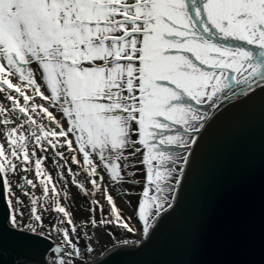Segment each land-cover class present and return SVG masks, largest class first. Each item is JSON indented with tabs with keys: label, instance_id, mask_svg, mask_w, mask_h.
I'll list each match as a JSON object with an SVG mask.
<instances>
[{
	"label": "snow or ice",
	"instance_id": "snow-or-ice-1",
	"mask_svg": "<svg viewBox=\"0 0 264 264\" xmlns=\"http://www.w3.org/2000/svg\"><path fill=\"white\" fill-rule=\"evenodd\" d=\"M229 80L246 86L240 95L264 86V0H0V95L9 102L0 103V193L18 243L27 245L30 236L49 242L46 251L55 255L47 264H89L82 248L94 249L80 243L73 214L60 200L70 196L65 168L84 195L102 191L108 206L105 215L104 203L91 199L79 228L140 232L123 245L148 240L173 208L211 119L192 102L212 109L235 99L224 92ZM50 109L62 114L66 128ZM176 125L183 130L168 134ZM65 148L79 171L69 166ZM49 149L59 158L53 163L63 189L43 167L48 157L37 156ZM18 172H34L42 188L37 197L31 191L37 183L21 177L15 187L27 205L11 179ZM81 172L91 189L78 179ZM139 174V227H133L103 182L107 176L136 185ZM46 212L56 214L55 223L46 224ZM83 238L91 239L86 231Z\"/></svg>",
	"mask_w": 264,
	"mask_h": 264
},
{
	"label": "water",
	"instance_id": "water-1",
	"mask_svg": "<svg viewBox=\"0 0 264 264\" xmlns=\"http://www.w3.org/2000/svg\"><path fill=\"white\" fill-rule=\"evenodd\" d=\"M238 89L211 109L154 234L112 244L89 264H264V86L248 95ZM6 212L0 193V264H47L49 242L30 236L19 244Z\"/></svg>",
	"mask_w": 264,
	"mask_h": 264
},
{
	"label": "rangeland",
	"instance_id": "rangeland-1",
	"mask_svg": "<svg viewBox=\"0 0 264 264\" xmlns=\"http://www.w3.org/2000/svg\"><path fill=\"white\" fill-rule=\"evenodd\" d=\"M207 35V34H206ZM215 42L217 43H225L229 45H235L238 47H241L237 42H232L231 39L225 41L223 39H217L216 36L211 37ZM243 47V46H242ZM253 48L252 50H254ZM258 50V49H257ZM255 51V50H254ZM191 56V54H188ZM198 63V62H197ZM35 67V65H33ZM14 83L17 81H13ZM42 83V81H39ZM225 83H229V81H225ZM229 85V84H228ZM227 88L224 89V91ZM229 89V88H228ZM218 95H221L218 93ZM37 103H46L44 101L39 100L37 98ZM0 103H3L5 105H8V101L4 100L2 95H0ZM194 107H197L200 109L201 112H209L210 108L207 104L205 105H195L194 102H192ZM50 111H54V114L57 116L58 119L62 120V123L64 124L65 128L67 127V122L62 119V114L59 112H56L54 109H50ZM183 129L181 126L176 125L173 127L172 131L168 134H175L176 132H181ZM0 142L2 141V138H0ZM172 151H180L176 148H171ZM62 151L65 152L66 155L69 156V166L73 169L74 172L79 171V168L77 165L71 164L70 154L67 152V149H62ZM183 152V149L180 151ZM37 156H47L48 159L44 161L43 167L53 176L54 182H57L58 189H63L65 187L64 183L59 181V177L57 176V166L53 163V160L59 159L58 157H55L53 155V151L49 149L46 153H41L40 151H37ZM78 159H81V157L78 155ZM61 163H63L61 161ZM131 171V169H129ZM103 175V172L101 173ZM64 175L67 181L66 184V190L70 193V196L67 200H65L62 196L60 198L61 203L66 205L69 210L73 214L74 221L76 222L78 226V230L81 232V239L80 243L82 245L91 244V247L94 249L93 252L88 253L85 249L82 248V251L85 253V259H92L95 258L99 253H101L104 249L109 247L112 244L120 243V241L124 239L129 240H135L140 237V232H136L134 234H128L123 229L118 227H113L111 225L106 227H96L93 228L90 225L86 228H79V225L81 222L85 221L88 216L87 209L89 208V201L93 198L100 200L105 205V215H107V209L108 206L106 204V201H104V197L102 195V191L97 193L95 197L92 196H86L84 195L75 185L72 184V177L68 175L67 169H64ZM22 176H26L28 179H32L35 183L38 185V180L34 174V172H18L16 175L12 176L11 179L14 183V190L17 192V195L20 196L21 191H18L15 185L20 183V179ZM78 179H80L82 182H84L89 189H91V185L87 184V176L86 174L82 173L79 175ZM137 180H139L141 183L136 185L131 184H113L107 176H105L104 185L108 186L110 194L114 197L116 204L118 208L122 210V213L124 217H132L131 219V225L133 227H139V224L137 222V219L134 215L136 205L138 202V198L140 193L142 192V186H143V175L139 174L136 177ZM42 191V190H41ZM35 195L37 197L42 195V192L34 191ZM51 195V194H50ZM97 218L100 217L99 212L96 213ZM56 214L54 212H46L45 213V221L46 224L55 223L56 222ZM26 219V217H25ZM87 232L88 236L91 238L90 240H85L83 238V232Z\"/></svg>",
	"mask_w": 264,
	"mask_h": 264
},
{
	"label": "flooded vegetation",
	"instance_id": "flooded-vegetation-1",
	"mask_svg": "<svg viewBox=\"0 0 264 264\" xmlns=\"http://www.w3.org/2000/svg\"><path fill=\"white\" fill-rule=\"evenodd\" d=\"M214 42H215V41H214ZM232 42H237V44H239V45L241 44V45L243 46V48H247V49H249V50H252L253 48H255L254 50H257L255 46H253V45H248V44H246V43L243 42V41H235V40H232ZM241 45H240V46H241ZM242 46H241V47H242ZM20 181H21V183H23V180L20 179ZM26 187H28V188L30 189V186H26ZM17 190L20 191L18 188H17ZM36 190H37V192H42V191H41L42 188L39 186V184H38V186H37L36 189L31 190V191L34 192V191H36ZM20 196H21L22 199L25 200V204L27 205V203H28L27 198L23 196V193H22V192H21ZM55 219H56V217H55ZM53 255H55V254L53 253L51 256H53ZM86 260H87V259H86Z\"/></svg>",
	"mask_w": 264,
	"mask_h": 264
},
{
	"label": "bare ground",
	"instance_id": "bare-ground-1",
	"mask_svg": "<svg viewBox=\"0 0 264 264\" xmlns=\"http://www.w3.org/2000/svg\"><path fill=\"white\" fill-rule=\"evenodd\" d=\"M241 85H243V84H241ZM241 85H237V84L235 83V80H232V81L230 82V88H229L227 91H225V92L228 93L229 95H231L232 92H233L235 89L241 87Z\"/></svg>",
	"mask_w": 264,
	"mask_h": 264
}]
</instances>
